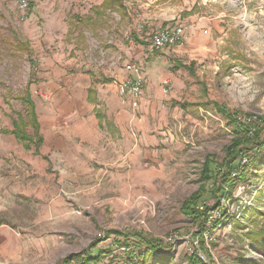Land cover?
<instances>
[{
    "label": "rangeland",
    "instance_id": "obj_1",
    "mask_svg": "<svg viewBox=\"0 0 264 264\" xmlns=\"http://www.w3.org/2000/svg\"><path fill=\"white\" fill-rule=\"evenodd\" d=\"M98 1L77 0L73 5L82 11ZM125 4L128 18L110 11L106 26L88 32L74 53L73 43L66 38L60 43L54 28L48 29L52 43L37 45L43 20L31 21L19 0H0V264H63L71 253L85 250L113 229L164 240L168 258L155 255L144 264H191V252L201 238L182 205L205 183L201 174L206 158L215 155L218 163L223 161L237 137L236 127L218 106L262 117L264 125V0ZM54 17L51 11L45 18ZM179 23L185 26L186 39L165 48L177 49L178 59L191 70L180 69L178 84L168 80L158 85V129L147 117L142 123L148 130L138 132L133 126L129 135L119 137L120 143L109 144L104 134V145L89 141L88 147H78V139L69 134L76 102L86 101V91L63 83L64 76L75 73L74 62L90 70L108 69V58L129 40L134 27L142 24L138 34L150 39L160 28ZM20 40L35 44L40 66L33 77L28 55L15 50ZM59 54H67L66 59L60 60ZM69 60L67 72L59 75L58 68L65 69ZM28 86L43 137L38 149L2 132L13 129L19 114L26 115L18 97ZM260 147L249 146L252 152L242 164L249 162L250 171L232 193L225 190L220 209L211 212L212 228L203 232L207 251L200 252L207 264H264L253 237L264 226ZM203 195L212 206L215 197ZM112 239L101 241L93 253L107 248ZM123 253L121 247L105 252L100 264H131Z\"/></svg>",
    "mask_w": 264,
    "mask_h": 264
},
{
    "label": "crops",
    "instance_id": "obj_2",
    "mask_svg": "<svg viewBox=\"0 0 264 264\" xmlns=\"http://www.w3.org/2000/svg\"><path fill=\"white\" fill-rule=\"evenodd\" d=\"M31 1H34L35 4L33 8L28 11V18L31 21L39 18L43 20V23H41L43 31L36 44L38 45V43H41V45H43L52 43V35L48 33V29L54 28L56 31V39L60 40V43L65 44L64 38L69 39L73 43L71 51L74 53H77L80 41L86 40L85 35H88V32L92 33L95 29L106 26L108 22L107 15L111 11L101 8L104 0H99L91 5H87L82 11L78 10L75 8L76 6L73 5L77 0ZM124 5L126 8L125 1ZM51 11L55 12V17L46 20L45 17ZM126 11V16H122L121 13L118 12L120 19L128 18L127 8ZM143 27L142 24L134 27L131 31V36H129V40H126V43L121 42L117 52L120 54H112L108 58L112 60L108 69H99L95 66V68L90 70L86 68V66L84 67L83 62H79V64H75L74 62L73 66L76 69L74 70L75 73L63 77V83H65L67 87L70 86L75 90L81 89L86 91V101L80 100L76 102L78 110L72 121V127H74L73 130L70 131L72 134H69L71 139L72 136L78 139V147H88L89 141V144L93 146H102L105 143L103 140L104 134L108 137L107 140L109 144L120 143L121 139H119V137L129 135V129H132L133 126L136 127L138 132L142 130L145 131L144 128L146 127H144L142 122L147 117L152 120L154 129H158V124L156 122L157 99L159 95H162L159 91L160 89H158V85L168 80L178 84L180 80L177 78L176 74L180 69H188V67L177 65V62H182L187 66L182 59H178V55L176 54L178 50L175 48H165L158 52L146 53L149 51L148 45L150 39L138 34L140 31L139 28ZM136 37L138 39H136ZM131 40L137 41L139 44L133 47L132 43H130ZM20 41L29 43L31 56L38 61V66L33 71L35 76L40 66L39 59L34 55L36 50L34 49L35 44L28 40ZM18 43L20 42H17L16 45ZM26 54L28 55V53ZM101 54V59L104 60V54ZM66 55L67 54H59V56H61L60 60L66 59ZM28 57L30 58V55H28ZM131 61L136 63L139 61V63H142L145 75L143 97L140 99L139 105L136 108L132 106V101L129 98H122L118 94V82L129 75L124 64ZM70 62L71 60L65 61L64 66L66 68H58L57 73L59 75H64V73L67 72L66 65ZM51 69L55 70L53 67ZM151 97H153L152 100L150 99ZM86 110L90 111L91 114L87 116ZM153 126L150 127L153 128ZM14 138L16 139L15 136ZM146 139L149 140L148 136ZM138 144V140L135 141V143L132 142L134 146ZM22 145H24V143H22Z\"/></svg>",
    "mask_w": 264,
    "mask_h": 264
},
{
    "label": "trees",
    "instance_id": "obj_3",
    "mask_svg": "<svg viewBox=\"0 0 264 264\" xmlns=\"http://www.w3.org/2000/svg\"><path fill=\"white\" fill-rule=\"evenodd\" d=\"M124 1L125 0H104L101 8L117 11L120 12L122 16H126L127 11ZM34 4L35 2L31 1L27 10L30 11ZM136 39L138 38L136 37ZM15 49L19 52L24 51L30 55L31 76L33 77V71L38 66V61L32 58L29 43L20 41V43L15 46ZM158 51L159 50H155L154 52ZM177 65L188 67V69L191 70L189 66L184 65L182 62H177ZM29 87L30 86L27 87L25 95L18 97V99H21L23 102L26 115L19 114V118L13 120V129L8 131L3 130L2 132L13 133L19 142L24 143L26 148H31V146L34 145L38 149L43 143V137L40 133L41 129L38 113L36 112V103L31 96ZM218 107L221 113L227 116L236 127L237 137L233 143L227 147V156L223 161L218 163L215 155L206 158L201 174V179L204 180L205 183L201 185L199 190L192 193L182 205L184 214L198 225L200 232L198 238H201L198 248L194 247L191 252L189 258L191 264H207L200 255L201 251H207L203 232L212 228L210 225V218L212 217L211 212H213L214 209H220V198L224 195L225 190L228 191L229 189L232 193L238 184L243 181L247 175V171H250L251 164H249V162L248 165L242 164L243 158L252 152V148H249V146H261V151L264 149V143L262 144L264 139H261V134L264 130L262 128V126L264 127L262 117L256 115L252 116L246 113L244 116H241V111L231 110L226 106ZM241 146L246 149H242ZM257 152L256 150L254 153ZM251 157L255 156H250V158ZM249 161L250 163L253 162L252 159ZM203 194L215 197L212 206L208 205V197ZM223 214L225 215V212ZM111 236H113V242L109 244L107 248H100V250L93 253L92 248L94 249L101 241L111 238ZM253 237L258 242L260 251L264 253V226ZM120 247L124 249L123 254L128 258V262H131V264H144L150 257L155 255L159 256V259L168 258V254L166 253L167 244H165L164 240L155 238L145 232H125L120 229H113L105 232L103 237L99 236V238L96 239L93 244L89 245V247L85 248V250L71 253V255L64 259L63 264H100L103 259V253H109L113 251L114 248ZM112 263L113 262H109L107 264Z\"/></svg>",
    "mask_w": 264,
    "mask_h": 264
},
{
    "label": "built area",
    "instance_id": "obj_4",
    "mask_svg": "<svg viewBox=\"0 0 264 264\" xmlns=\"http://www.w3.org/2000/svg\"><path fill=\"white\" fill-rule=\"evenodd\" d=\"M31 0H19V7L22 11L29 8ZM148 50H163L165 47L180 45L185 39V26L181 23L166 25L150 35ZM124 67L129 75L118 82V94L122 98H129L133 107H138L140 99L143 97L145 84L144 71L138 62H127ZM193 251V250H192Z\"/></svg>",
    "mask_w": 264,
    "mask_h": 264
}]
</instances>
